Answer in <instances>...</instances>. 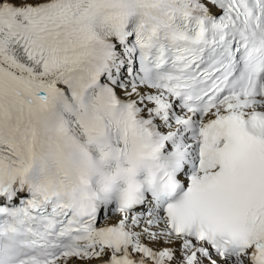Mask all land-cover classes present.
Masks as SVG:
<instances>
[{
	"label": "snow or ice",
	"instance_id": "6c2138e0",
	"mask_svg": "<svg viewBox=\"0 0 264 264\" xmlns=\"http://www.w3.org/2000/svg\"><path fill=\"white\" fill-rule=\"evenodd\" d=\"M0 264H264V0H0Z\"/></svg>",
	"mask_w": 264,
	"mask_h": 264
}]
</instances>
